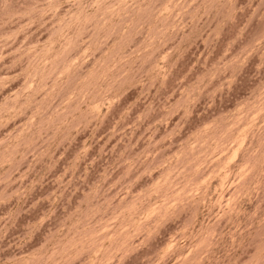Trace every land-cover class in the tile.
<instances>
[{
	"label": "rangeland",
	"instance_id": "374dc122",
	"mask_svg": "<svg viewBox=\"0 0 264 264\" xmlns=\"http://www.w3.org/2000/svg\"><path fill=\"white\" fill-rule=\"evenodd\" d=\"M0 264H264V0H0Z\"/></svg>",
	"mask_w": 264,
	"mask_h": 264
}]
</instances>
